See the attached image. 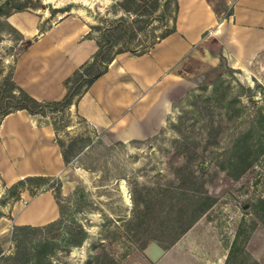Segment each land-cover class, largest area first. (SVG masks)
<instances>
[{
  "label": "rangeland",
  "instance_id": "1",
  "mask_svg": "<svg viewBox=\"0 0 264 264\" xmlns=\"http://www.w3.org/2000/svg\"><path fill=\"white\" fill-rule=\"evenodd\" d=\"M163 1L0 0V78L33 37L15 27L14 15L35 18L37 28L57 15H81L88 34L101 39L103 17L121 15L137 29L129 45L148 39L144 48L137 44L126 50L139 52L173 23L175 0L167 1V19L146 21L160 12ZM209 1L215 8L224 5ZM122 45L120 39L111 49ZM207 59L197 51L183 58L180 75L166 88L164 120L143 139L107 140L72 107H42L69 160L56 174L66 202L63 221L52 229L17 234L10 231V212H0L6 226L0 231V264H98L95 254L103 247L113 256L104 264H264V201L256 200H264V76L256 65L242 72ZM77 83L74 77L68 81L74 85L72 99ZM2 89L8 93L10 88ZM46 176L23 180L19 192L24 197L53 193L54 182ZM6 187L0 181V204L16 198ZM78 187L83 188L79 196L73 194ZM54 200L52 218L59 214ZM76 220L88 234L81 244L68 245L63 231ZM43 236L54 240L37 261L32 252Z\"/></svg>",
  "mask_w": 264,
  "mask_h": 264
},
{
  "label": "crops",
  "instance_id": "2",
  "mask_svg": "<svg viewBox=\"0 0 264 264\" xmlns=\"http://www.w3.org/2000/svg\"><path fill=\"white\" fill-rule=\"evenodd\" d=\"M223 4L215 8L209 0H177L175 29L144 51L116 52L69 108L107 140L143 139L162 124L169 108L166 88L177 80L188 54L197 51L213 64L222 60L242 72L256 65L264 76V0H223ZM10 20L24 36L33 34L13 58L12 79L37 99L60 98L66 90L64 79L97 48L85 18L66 13L39 28L35 18L14 15ZM55 134L52 122L40 112L15 108L3 114L1 183L7 186L32 174L60 175L66 166ZM24 196L21 190L11 202L0 204V212L8 210L12 223H41L54 216L50 190ZM39 202L53 207V215L41 221L38 217L44 213H36L35 220L25 219ZM5 228L0 223V231Z\"/></svg>",
  "mask_w": 264,
  "mask_h": 264
},
{
  "label": "trees",
  "instance_id": "3",
  "mask_svg": "<svg viewBox=\"0 0 264 264\" xmlns=\"http://www.w3.org/2000/svg\"><path fill=\"white\" fill-rule=\"evenodd\" d=\"M167 1L164 0L162 3V9L158 13L150 14L146 18V21L150 20L151 18H156L159 21H162L163 18L167 19L169 16L165 14V10L167 8ZM174 1V0H173ZM174 10H177V0L174 1ZM173 10V11H174ZM173 23L170 27H167L163 29L158 35L156 39H151L147 43L153 44L158 38L162 37L163 35L167 34L168 32L175 29L174 25V19H175V12L173 14ZM104 20H106V24L103 27V30L105 32H101L103 35V39H101L99 36H93L96 43L97 48L93 52L91 58L85 60L82 62L79 66H77L73 72L67 76L64 79L66 90L64 94L57 99H37L30 95L27 91H25L21 86H19L11 77V67L10 69L0 78V117L5 114L6 112L13 110L15 108H26L28 111L31 112H40L42 113V107L44 106H67L69 107L71 101H72V95L75 92L73 89V84H68V81L70 78L74 77L75 81L77 80L78 83L76 84V87L85 88L88 84L91 83V81L98 76L100 73H102L106 66L107 62L113 57V55L122 50H132L134 49L137 44H140V46H145L144 42L147 41L146 39L143 43L141 41H136L132 45H129L130 40L136 36L137 29L131 25V21L128 20L124 16H114V17H103ZM109 32H107V31ZM112 31H115L116 34L113 35ZM105 33V36H104ZM122 39L123 44L122 46L116 47L115 49H111V46L118 40ZM151 45V44H150ZM142 48V49H143ZM144 51V50H142ZM140 52V51H139ZM94 66H98L97 69L93 70ZM2 85H7L10 89L8 93H2ZM76 90L77 92L81 90ZM74 90V91H73ZM53 126L56 128L54 121L51 120ZM57 143L60 145V143L57 141ZM61 153L63 156L64 163H68L67 156L65 152L61 148ZM247 163H244L243 166H245ZM242 166V167H243ZM44 175L42 174H32V175H25L23 177H19L16 180H14L12 183L7 185V194H9L11 197H17L19 194V188L18 184L21 183L25 179H32V178H42ZM46 178L50 179L54 182V186L52 188V191L54 193V196L56 198L57 204H58V212L59 214L44 222L41 224H31V223H12L11 225V232L12 233H20L25 231L26 229H33V230H47L52 229L54 227H58L61 222L63 221V213L66 209V202L60 198V184L61 180L57 175H47ZM1 181V180H0ZM63 187V186H62ZM82 190V191H81ZM73 194H77V196L83 194V188L78 187L73 191ZM65 199V198H64ZM257 201L263 202L262 197H257ZM67 201V200H66ZM247 203V200L243 202V205ZM264 206V204L262 205ZM64 225V223H63ZM67 229H65L63 232V238L66 244L68 245H78L83 242V240L87 237L88 231L86 227L79 223V221H74L71 223L66 224ZM53 238L48 236H43L42 239L36 242L34 248H33V256L37 261H40L43 256L46 254L47 249L51 246V243L53 242ZM236 240L233 241V243ZM24 248V247H23ZM245 254H248L245 249H243ZM25 248L21 249V252L27 257V253L25 252ZM229 252H231L229 250ZM228 255H230L228 253ZM107 257H113L109 252L103 247L101 251L95 254V259H97L98 264H104L105 258Z\"/></svg>",
  "mask_w": 264,
  "mask_h": 264
},
{
  "label": "bare ground",
  "instance_id": "4",
  "mask_svg": "<svg viewBox=\"0 0 264 264\" xmlns=\"http://www.w3.org/2000/svg\"><path fill=\"white\" fill-rule=\"evenodd\" d=\"M67 186V182L66 180H64L63 182V188H65ZM34 211H30L28 212L24 218L25 219H29V220H35V214L36 213H44L43 215H41L40 217H38V220H44V219H48L49 217H51L54 213V209L53 207H50L49 204H43L41 202L37 203L36 207H34L33 209ZM3 228V227H2Z\"/></svg>",
  "mask_w": 264,
  "mask_h": 264
}]
</instances>
